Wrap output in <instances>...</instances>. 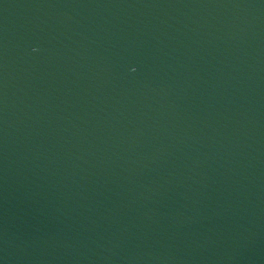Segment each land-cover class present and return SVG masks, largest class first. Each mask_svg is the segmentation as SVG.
<instances>
[{"label": "water", "instance_id": "water-1", "mask_svg": "<svg viewBox=\"0 0 264 264\" xmlns=\"http://www.w3.org/2000/svg\"><path fill=\"white\" fill-rule=\"evenodd\" d=\"M0 264H264V0H0Z\"/></svg>", "mask_w": 264, "mask_h": 264}]
</instances>
